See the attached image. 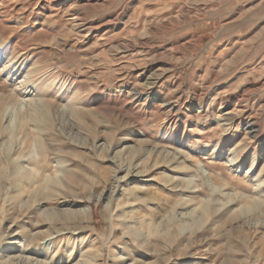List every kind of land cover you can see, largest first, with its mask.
<instances>
[{
    "label": "rangeland",
    "instance_id": "374dc122",
    "mask_svg": "<svg viewBox=\"0 0 264 264\" xmlns=\"http://www.w3.org/2000/svg\"><path fill=\"white\" fill-rule=\"evenodd\" d=\"M11 156L0 264H264V0H0Z\"/></svg>",
    "mask_w": 264,
    "mask_h": 264
},
{
    "label": "bare ground",
    "instance_id": "6f19581e",
    "mask_svg": "<svg viewBox=\"0 0 264 264\" xmlns=\"http://www.w3.org/2000/svg\"><path fill=\"white\" fill-rule=\"evenodd\" d=\"M28 161L29 160L27 158H24V157L22 158L21 156H18V157L11 156L9 158L2 159L0 161V163H3L6 166V168H7V166H9L7 168V169H9L7 171V176L13 178L14 175H17L20 170H22L24 168L27 169V170H31L33 168V165L26 166ZM41 175H44V172L41 173ZM44 176H46V175H44ZM38 191H39V189H38ZM30 192H32V191L30 190ZM32 194H33V192H32ZM36 210H38V208H36ZM35 216H37V215H35ZM31 218H33V217L29 216V219H31ZM35 221H36V219H35ZM41 224H42L41 220L40 221H36V222L33 223V225H31L32 227L28 228V226L26 224V221H24L23 219H21L19 221V220H16L14 218L12 220L11 228L6 233V238H7L8 241H6L4 243V245L6 244V245L10 246L11 248L19 247V248L22 249V251H24V249H26V247L29 246V244L37 245L38 240L50 238L53 235L52 233H50V226H48L47 228H42ZM55 233L58 234V232H56V231H55ZM24 235H27L28 238L27 237L25 238ZM43 251L44 252H48V249L43 247V246H42V249H38L36 247L32 251V253L36 257V255L38 256ZM127 252L133 258L136 255V251L134 249L132 250V249H130L128 247H127ZM10 257H12L14 259V261L12 260L10 262L11 264H20V263L21 264H49V262L47 260L37 259L35 257L34 258L33 257H25V258H23L20 255H14V256H10ZM134 264H138V261L136 259H135V263Z\"/></svg>",
    "mask_w": 264,
    "mask_h": 264
}]
</instances>
